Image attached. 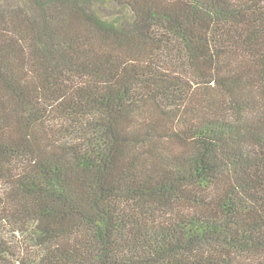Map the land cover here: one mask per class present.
<instances>
[{
	"label": "trees",
	"instance_id": "trees-1",
	"mask_svg": "<svg viewBox=\"0 0 264 264\" xmlns=\"http://www.w3.org/2000/svg\"><path fill=\"white\" fill-rule=\"evenodd\" d=\"M0 264H264V0H0Z\"/></svg>",
	"mask_w": 264,
	"mask_h": 264
}]
</instances>
